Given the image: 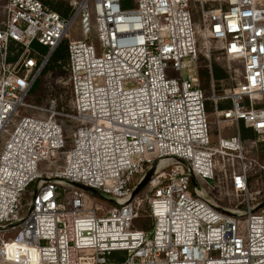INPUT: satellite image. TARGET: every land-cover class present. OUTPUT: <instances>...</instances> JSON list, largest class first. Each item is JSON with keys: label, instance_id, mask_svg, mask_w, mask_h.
<instances>
[{"label": "built area", "instance_id": "1", "mask_svg": "<svg viewBox=\"0 0 264 264\" xmlns=\"http://www.w3.org/2000/svg\"><path fill=\"white\" fill-rule=\"evenodd\" d=\"M131 3L70 0L63 17L39 0H5L0 257L11 264H264V207L256 211L260 192L248 191L250 168L229 171L240 199L230 211L202 193L216 188L219 156L242 159L240 135L222 136V124L242 122L264 142V0ZM77 17L85 39L67 44L70 112L50 105L45 117L20 115V108L38 113L26 96ZM199 37L241 64L236 87L210 98L217 148L197 74ZM210 55L207 46L209 62ZM223 101L230 107L219 108ZM58 117L77 124L70 143ZM161 161L171 164L157 167ZM152 167L145 194L131 197ZM259 173L264 180V165ZM74 184L110 198L112 207L96 205ZM143 207L148 229L134 226Z\"/></svg>", "mask_w": 264, "mask_h": 264}, {"label": "rangeland", "instance_id": "2", "mask_svg": "<svg viewBox=\"0 0 264 264\" xmlns=\"http://www.w3.org/2000/svg\"><path fill=\"white\" fill-rule=\"evenodd\" d=\"M41 2H47L49 4L53 3H62L69 5L70 0H39ZM129 7L132 6V0H128ZM5 4V0H0V25L4 20V14H3V6ZM47 4V7L51 9V6ZM90 7L92 6V0H89ZM70 7V6H69ZM91 19H92V27L94 28V17L91 13ZM194 20L197 22V17L194 15ZM68 38L63 40L68 44L69 41H83L85 37L81 34L80 29V22L79 17L75 18L72 24L70 25L68 29ZM200 38V37H199ZM92 44L95 48V52L99 54V44L97 40V36L95 33V30L92 31L91 36ZM200 55L198 58V66H197V74L199 69H202L203 67L208 68V64L210 66L216 65L218 68L222 69L225 74L227 75V78L221 82L220 89H222L224 92L232 91L238 82L241 81V64L235 61H228L216 48L214 43L208 44V42L204 43V41L200 38ZM211 46V55H210V62L206 59V47ZM65 71V66L63 67ZM209 70V68H208ZM167 76H173V74L169 73ZM187 77L186 70L182 71V78L185 79ZM199 84L204 92L205 96L208 98V106L209 109L206 110V117L209 122L210 126V134H209V142L210 146L213 148H217V139H218V126H217V119L214 114V104L210 100L213 92L217 90L216 83H214L212 76H211V70H209V79L208 83L205 85L202 84L200 81L199 75ZM40 91H43V98L39 103H35L34 101H28L26 102L33 104L35 106H38V113L32 109H26V108H20L19 114L20 115H26V116H37V115H43L45 117L44 110H48L51 106H53L54 110L59 112H70V87L68 83V76L67 72L64 76H56L54 74H45L41 79L40 84ZM37 98V97H36ZM35 98V99H36ZM219 104V103H218ZM223 108L225 106L229 107V104L227 102L222 103ZM220 107V106H218ZM16 120V118H15ZM59 124L62 126L64 133L66 135L67 142L70 143L72 141V133L77 126L76 122L73 121L70 118L67 117H58ZM13 128V125L10 124L8 126V129L11 131ZM221 133L224 137L233 136L236 134L240 135V129L241 124L240 122L238 124H234L233 126H223L221 127ZM7 136L4 135L3 139L0 141V150L3 146V141L5 140ZM243 141V139H242ZM244 146V152L242 155V159H235L232 157H218V165H217V171H216V179H215V185L216 188L214 190H211L209 192L202 189L203 195L206 197V199L210 200L212 203L216 204L219 208L224 209V211H230L234 205L238 204L239 198H236L233 195V192L231 190V186L229 183V171L232 169H236L243 163L246 164L249 169V179H248V191L249 193H254L259 191L260 192V198L258 206L264 202V180L261 177V174L259 173V166L264 165V142L261 141V138H259L257 135L254 136V138L248 137L243 141ZM171 164V161H161L157 162V167H167ZM212 183V182H210ZM88 194V198L94 202L98 206H102L104 209H109L112 207V204L109 202L111 200L108 197H96L94 195ZM145 194V186L138 192V197L141 198ZM29 200V196L27 193H25L23 201L24 204H26ZM257 206V207H258ZM145 207L141 209V215L138 216V218L134 221V226L142 229H148L151 227V221L148 219L146 213H145ZM240 216H243L245 214L244 209L240 208ZM24 212L21 215H24ZM12 235H7L6 239H11ZM3 258L0 257V264H11L9 262H6L3 260Z\"/></svg>", "mask_w": 264, "mask_h": 264}, {"label": "trees", "instance_id": "3", "mask_svg": "<svg viewBox=\"0 0 264 264\" xmlns=\"http://www.w3.org/2000/svg\"><path fill=\"white\" fill-rule=\"evenodd\" d=\"M42 3L46 6L47 4H49L47 2H42ZM49 5L51 6V10L60 14L63 17H66L70 13L69 5L67 6L66 4L57 3V2ZM35 49L40 52L41 56L46 55L47 53L46 49L41 48L39 46H35ZM31 55H33V52H31ZM40 59L41 58H39L38 61H40ZM66 61H67V43L65 41H62L48 56L41 72L39 73V75L37 76V78L35 79V81L33 82L30 88L26 96V100L39 103L43 98V91H40V84L42 77L47 73L54 74L60 77L66 75V70L64 71L63 69V67L66 65ZM210 70H211L212 79L217 86V90H215L214 94L216 96L223 95L224 93L222 89H220V84L222 81H224L227 78V75L222 69L218 68L216 65L210 66ZM198 75L202 84L206 86L209 79L208 68L205 66L202 69H199ZM225 102H227L230 107V103L228 101H223L218 104V106H220L219 108L223 109L224 106H222L221 104ZM205 108L206 110L209 109L207 102L205 103ZM225 108L228 107L225 106ZM240 124H241V129H240L241 140L243 139L244 141L248 137L254 138L255 133L253 132V130L250 128H245L242 122H240Z\"/></svg>", "mask_w": 264, "mask_h": 264}, {"label": "water", "instance_id": "4", "mask_svg": "<svg viewBox=\"0 0 264 264\" xmlns=\"http://www.w3.org/2000/svg\"><path fill=\"white\" fill-rule=\"evenodd\" d=\"M152 172H153V167L146 172V174L144 175V177L142 178L140 183L137 184V186L134 188L131 197L136 196L138 194V192L147 184L148 179L152 175ZM74 186L85 191V192H87V193H90L91 195H94L96 197H100V198L102 197L97 191H95L93 189L84 187V186L79 185V184H74ZM111 203H113V202L111 201ZM263 207H264V202H262L255 210L258 211V210L262 209Z\"/></svg>", "mask_w": 264, "mask_h": 264}]
</instances>
